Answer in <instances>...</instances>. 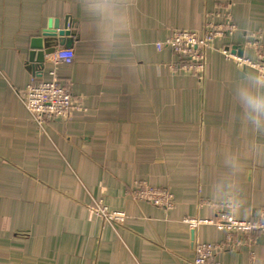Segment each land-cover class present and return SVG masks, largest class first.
Instances as JSON below:
<instances>
[{
    "label": "crops",
    "instance_id": "1",
    "mask_svg": "<svg viewBox=\"0 0 264 264\" xmlns=\"http://www.w3.org/2000/svg\"><path fill=\"white\" fill-rule=\"evenodd\" d=\"M125 2L129 27L109 39L97 0H0V264H193L197 245L226 241L216 225L227 208L239 221L262 218L264 133L236 102L256 72L217 49L254 61L248 44L261 36L264 51V0ZM228 16L236 31L208 52L203 82L176 70L170 49L158 54L175 31L203 33L208 18ZM50 23L56 33L70 27L60 42H71L76 61L57 74L83 107L41 131L19 95L51 80V57L41 69L31 56ZM230 155L243 163L239 204L221 186ZM137 182L166 189L175 209L134 200ZM98 199L123 224L89 216ZM235 238L252 244L225 249L222 264H264V235Z\"/></svg>",
    "mask_w": 264,
    "mask_h": 264
},
{
    "label": "built area",
    "instance_id": "2",
    "mask_svg": "<svg viewBox=\"0 0 264 264\" xmlns=\"http://www.w3.org/2000/svg\"><path fill=\"white\" fill-rule=\"evenodd\" d=\"M236 27L228 19L221 24H216L212 17L205 23L203 33L191 31H179L166 38L156 45L158 54L166 49H170L178 56L180 71L190 70L196 73L198 81L206 79V65L204 61V51L215 41L223 40L232 36ZM260 37L254 36L252 42L248 44L249 49L254 50L256 59L254 61L242 58L239 59L231 54L229 50L223 49L222 55L234 61L241 69L250 68L256 74H264V51L260 46ZM76 58L73 50L61 49L51 56L54 70L50 72V81L33 80L22 95H19L22 105L29 116V121L35 124L41 131H44L47 122L68 123L73 117V113L81 111L82 103H76L70 96L67 89L59 82L57 69L65 64L71 66L75 64ZM204 61V62H203ZM183 62V63H182ZM205 76V78H204ZM133 198L136 201H144L155 207L168 212L175 209L173 196L164 188H151L144 182H137ZM97 215L105 224H123L124 215L119 212H110L106 208H99ZM222 222L216 225L220 232L227 234V239L218 244H200L195 247V259L193 264H222L221 254L225 249L238 251L243 245H251L252 239L248 242H241L236 239L238 235L251 236L264 235V212L261 223L259 221H239L233 214L226 212L222 217ZM195 223V222H193ZM254 244V243H253Z\"/></svg>",
    "mask_w": 264,
    "mask_h": 264
},
{
    "label": "clouds",
    "instance_id": "3",
    "mask_svg": "<svg viewBox=\"0 0 264 264\" xmlns=\"http://www.w3.org/2000/svg\"><path fill=\"white\" fill-rule=\"evenodd\" d=\"M95 9L100 11L105 21V37L112 38L115 33L129 27L125 0H97ZM236 102L239 105L244 122L257 133H264V74H253L249 80L236 89ZM226 166L231 174L224 178L222 187L232 197L233 204H239L238 185L235 175L243 167L238 156L227 157Z\"/></svg>",
    "mask_w": 264,
    "mask_h": 264
},
{
    "label": "water",
    "instance_id": "4",
    "mask_svg": "<svg viewBox=\"0 0 264 264\" xmlns=\"http://www.w3.org/2000/svg\"><path fill=\"white\" fill-rule=\"evenodd\" d=\"M67 24L70 25L71 23L67 22ZM55 25L57 26V22H55ZM69 25L64 28L61 32H54L53 30V23L49 24V27L46 31L42 33V36L35 40L33 45V54L32 57H35L37 61V66H39L41 69L44 68L45 60L47 57H51L56 51H58V47H64L65 49L70 48V41L67 42H60L63 38H69L71 36V33L68 31ZM231 54L239 59L244 58L242 56V51L239 53L236 50H233Z\"/></svg>",
    "mask_w": 264,
    "mask_h": 264
},
{
    "label": "rangeland",
    "instance_id": "5",
    "mask_svg": "<svg viewBox=\"0 0 264 264\" xmlns=\"http://www.w3.org/2000/svg\"><path fill=\"white\" fill-rule=\"evenodd\" d=\"M180 30H178V31H175L173 34H175L176 32H179ZM172 34V35H173ZM225 38H227V37H225ZM224 39V38H223ZM215 43H216V41L214 42V43H212L207 49H205V51H204V54H203V57H204V61H205V65H206V69H205V73L207 74L208 73V69H209V63H208V58H207V55H208V52L209 51H212V50H215L216 49V45H215ZM217 51H218V53H220L221 55H222V51H223V48H221V49H217ZM175 55V54H174ZM176 56V55H175ZM223 56V55H222ZM177 58H178V56H176ZM225 58V57H224ZM225 59H227V58H225ZM227 60H230V59H227ZM203 61V62H204ZM230 61H232V60H230ZM183 63V62H182ZM179 65H180V61H179V58H178V63H177V65H175L174 64V66H177V69L176 68H174V69H176V70H178L180 73H182V74H186V75H188V76H193V77H196L197 75H196V73H191L190 72V70H189V68H188V70L187 71H185L184 69H182L181 71H180V69H178V67H179ZM173 66V67H174ZM237 68L240 70V72L242 71V69L239 67V66H237ZM250 69V68H249ZM204 78H205V76H204ZM69 165V164H68ZM80 186L82 187V184H80ZM99 208H106V209H108L110 212H117L116 210H111L108 206H106L105 205V203H104V201L103 200H100V199H98V200H93V202H92V204L90 205V206H88L87 207V212H88V215L89 216H91L92 218H94L95 220H98L99 222H101V223H103V224H105V221H102V219H100L99 217H98V215H97V211H100L101 209H99ZM231 208H227V210L226 211H228L229 213H231V214H233V216H234V211L233 210H230ZM225 214V213H224ZM235 217V216H234ZM236 218V217H235ZM260 218H261V216H260ZM258 219V221H259V223H261V219ZM257 221V220H256ZM253 222H255V221H253ZM107 225H109V224H107ZM109 227H112L113 228V226L110 224L109 225Z\"/></svg>",
    "mask_w": 264,
    "mask_h": 264
}]
</instances>
